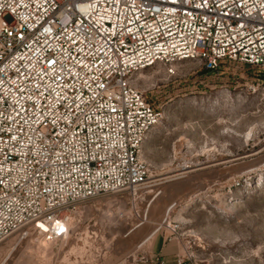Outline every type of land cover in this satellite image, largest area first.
Returning a JSON list of instances; mask_svg holds the SVG:
<instances>
[{
	"label": "built area",
	"instance_id": "1",
	"mask_svg": "<svg viewBox=\"0 0 264 264\" xmlns=\"http://www.w3.org/2000/svg\"><path fill=\"white\" fill-rule=\"evenodd\" d=\"M183 60L264 74V0H0V242L56 245L84 223L94 235L111 216L120 225L160 121L133 77L157 64L174 76ZM142 261L163 263L121 264ZM174 264L200 263L186 251Z\"/></svg>",
	"mask_w": 264,
	"mask_h": 264
},
{
	"label": "rangeland",
	"instance_id": "2",
	"mask_svg": "<svg viewBox=\"0 0 264 264\" xmlns=\"http://www.w3.org/2000/svg\"><path fill=\"white\" fill-rule=\"evenodd\" d=\"M175 68L169 76L157 64L133 77L160 121L142 148L147 182L134 199L122 194L120 225L111 216L94 235L84 223L56 245L11 236L0 243V264H121L170 238L200 264H264V74L236 62Z\"/></svg>",
	"mask_w": 264,
	"mask_h": 264
},
{
	"label": "crops",
	"instance_id": "3",
	"mask_svg": "<svg viewBox=\"0 0 264 264\" xmlns=\"http://www.w3.org/2000/svg\"><path fill=\"white\" fill-rule=\"evenodd\" d=\"M182 252H184V249L181 250L180 243H176L173 238H170L167 241L165 239L156 240L145 254L151 257L157 255L162 259V264H174L177 256L181 255ZM139 264L147 263L142 261Z\"/></svg>",
	"mask_w": 264,
	"mask_h": 264
},
{
	"label": "bare ground",
	"instance_id": "4",
	"mask_svg": "<svg viewBox=\"0 0 264 264\" xmlns=\"http://www.w3.org/2000/svg\"><path fill=\"white\" fill-rule=\"evenodd\" d=\"M182 165H184V164H182ZM181 165V166H182ZM187 166H184L182 169H185ZM189 168V167H188ZM187 168V169H188ZM181 171V170H180ZM109 194V193H108ZM107 194H104V196H106ZM101 196H103V195H101ZM99 197V196H98ZM98 197H96V198H98ZM94 200H96V199H94ZM155 231V230H154ZM154 231H152L151 233H149L146 237H145V239H143V241L145 242L147 239H149L152 235H153V233H154ZM9 238V237H8ZM7 239V238H6ZM5 239V240H6ZM32 240H34V239H32ZM4 241V240H3ZM1 243V242H0ZM44 248V247H43Z\"/></svg>",
	"mask_w": 264,
	"mask_h": 264
}]
</instances>
